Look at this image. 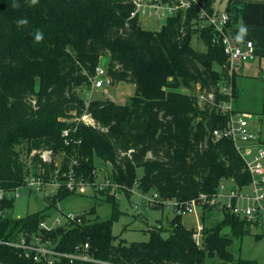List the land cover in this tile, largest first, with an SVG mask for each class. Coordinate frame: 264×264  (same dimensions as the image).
I'll list each match as a JSON object with an SVG mask.
<instances>
[{
	"label": "trees",
	"instance_id": "trees-1",
	"mask_svg": "<svg viewBox=\"0 0 264 264\" xmlns=\"http://www.w3.org/2000/svg\"><path fill=\"white\" fill-rule=\"evenodd\" d=\"M198 2L210 11L216 0ZM234 2L228 0L229 11ZM132 9L130 0H38L35 5L30 0H0V187L15 190L32 172L41 171L46 181L57 178L64 183L71 169L77 180L93 184L96 157L112 165L106 178L128 187L137 182L144 193L178 201L212 194L222 179L234 178L241 186L250 183L232 141L212 134L225 125L227 115L209 103L204 108L198 104L199 90L213 94L216 103L226 100L218 84L229 74L227 56L223 46L212 41L211 29L195 28L197 7L179 10L159 30L145 29L130 17ZM240 18L231 25L237 27ZM20 19L27 25L18 26ZM37 31L43 40L35 39ZM195 34L206 44L205 51L192 45ZM106 55L109 84L135 85V94L124 103L110 98L87 101L79 92L93 83ZM84 113L92 114L100 126L74 120ZM64 129L69 130L67 136ZM22 145L29 160L21 156ZM44 151L52 152L50 161L42 158ZM96 191L113 203L110 218L99 220L92 207L81 213L82 222L50 232L40 228L48 213L17 217L11 213L16 200H0V237L44 235L69 253L89 243L96 261H73L83 264H206L210 256L234 259L233 238L224 233L225 227L233 236H243L250 233L251 223L257 224L225 211L218 224H203L200 246L196 228L185 227L182 215L174 214L167 225L150 228L147 241L128 243L112 231L122 214L117 195L110 188ZM75 193L61 185L46 201L52 207ZM44 263L0 244V264ZM239 264L256 261L241 259Z\"/></svg>",
	"mask_w": 264,
	"mask_h": 264
},
{
	"label": "built area",
	"instance_id": "built-area-1",
	"mask_svg": "<svg viewBox=\"0 0 264 264\" xmlns=\"http://www.w3.org/2000/svg\"><path fill=\"white\" fill-rule=\"evenodd\" d=\"M133 9L130 12L131 18H137L141 21L142 17L157 15L161 18H169L175 15L179 10L187 11L194 6L197 7L198 21L195 28L202 30L210 28L213 34L212 41L222 45L227 56V68L229 79L226 82L218 84L219 91L227 95L226 100L214 102L213 94L206 95L203 92L198 94V104L204 108L207 103L215 106L216 111L222 115H227L225 125L213 129L212 134L216 139L228 138L232 141L236 151L245 163V169L250 175V183L247 186H241L234 178L222 179L218 184L216 191L212 194L202 193L198 197L188 201H178L170 198H162L159 193L152 192L151 196H147L149 205L154 206L162 204L172 206V211L176 215L185 213L195 214L208 208H221L224 212H229L236 216L246 218L251 222H264V143L260 142V133L250 129L249 118L251 114L246 111H239L235 106L236 97L234 96V75L237 68L244 62L252 60L256 57L255 42L253 39H246L243 43L236 40V36L230 33L233 16L227 8L223 9L214 5L210 11L202 7L198 0H130ZM217 3V0L216 2ZM197 35V34H196ZM107 70L99 66L96 70V76L93 79L95 88H101L105 85L104 79L109 83L106 77ZM77 122H83L86 125L99 127V122L90 113H84L80 117L74 118ZM69 134L68 129L63 130V135ZM42 158L45 157L42 153ZM48 161V160H46ZM50 161V160H49ZM57 172V171H56ZM44 171L38 175L32 172L26 179L24 186L17 187L15 190H6L0 187V200H11L20 197L23 188L28 190H42L45 187L55 189L61 186L77 193L83 192L86 187L95 186V190H104L110 188L111 192L117 195L119 190H127L133 193V188L138 185L134 183L133 187L124 186L117 182L104 179L101 182L85 183L81 178H75L73 170L68 174V180L61 183L57 178L51 181L44 179ZM230 183V185H229ZM230 186H233L232 188ZM54 191V192H55ZM53 192V193H54ZM52 193V194H53ZM139 208V205H137ZM82 222L81 214L62 212L60 216L51 221V217L44 219L40 223V228L45 231H52L58 227L71 226L72 223ZM203 225L197 227L194 235L196 243L202 246ZM30 239L22 232L12 239H3L0 237V244L13 247L27 257H31L34 261L53 263L63 259L96 261L94 257L89 255V243L83 247H77L75 252H65L57 249L56 243L44 235L33 234Z\"/></svg>",
	"mask_w": 264,
	"mask_h": 264
},
{
	"label": "rangeland",
	"instance_id": "rangeland-1",
	"mask_svg": "<svg viewBox=\"0 0 264 264\" xmlns=\"http://www.w3.org/2000/svg\"><path fill=\"white\" fill-rule=\"evenodd\" d=\"M222 0H217L220 2ZM230 11L233 20L240 16L235 2ZM220 7L225 9L228 7V0H223ZM166 22V19L154 16H146L141 18L142 26L147 30H159ZM230 33L235 35L234 29L231 28ZM192 45L200 51L206 50V44L198 37L193 35ZM110 58L108 55L103 56L100 60V66L107 69ZM254 62V63H253ZM257 62V63H256ZM250 64L254 66L250 67ZM248 72L236 76L237 96L235 106L239 111H246L251 114L249 120L250 129L256 133H260V142L264 143V72L259 64V59L249 61L246 64ZM105 85L101 88H95L94 83L89 87H80L79 92L87 101L97 98H110L118 103L126 102L129 97L135 94V85L131 82L119 83L111 85L104 79ZM181 91L188 89L180 88ZM192 92L197 93L198 88H194ZM100 126V125H99ZM21 156H26V148L23 145L19 147ZM43 155L46 160H51L53 154L50 151H44ZM29 160V159H28ZM57 158V163H60ZM97 167V182L103 181L111 174L112 165L108 162H102L99 158H95ZM143 170L140 169V173ZM230 185V183H229ZM231 188L233 186H230ZM55 189L47 188L42 190L31 191L23 188L20 197L15 201V207L11 211L15 216H24L27 213L46 212L50 215L51 221L55 217L60 216L62 212L81 214L88 212L92 207L97 209L99 220H106L111 217L113 212V203L106 200V197L95 190V186L86 187L83 192L75 193L67 196L59 201L55 206L49 207L46 196L52 194ZM139 184L133 188V193L129 196L124 190L117 191V205L122 214L118 221L114 223L113 234L119 239L126 242L147 241L150 237V228L159 226L160 223L167 225L174 217L172 206H159L157 203L149 205L147 199L142 194ZM147 196H151L152 191L145 192ZM139 205V208L137 207ZM224 211L216 208L207 212L199 211L197 215L185 213L182 215V224L187 228H196L204 224V226H214L222 221ZM250 233L243 236L232 235L229 227L224 228V233L232 236L233 244L231 251L234 259L225 261L217 256H210L206 259V264H239L241 259L256 261V264H264V222L250 225ZM167 236L166 233H164ZM90 250V249H89ZM87 251L92 256L90 251ZM44 264H61L60 262L44 263ZM64 264H83L82 262H68Z\"/></svg>",
	"mask_w": 264,
	"mask_h": 264
},
{
	"label": "crops",
	"instance_id": "crops-1",
	"mask_svg": "<svg viewBox=\"0 0 264 264\" xmlns=\"http://www.w3.org/2000/svg\"><path fill=\"white\" fill-rule=\"evenodd\" d=\"M220 3L222 4L223 0L215 3V5L220 7ZM235 4L238 13L243 16V27L240 28L238 25L241 18L236 23L237 27H233L236 40L239 43H243L246 39H253L256 48V57L239 66L236 70V76L244 74V71L247 73L249 68H246V64L249 61H256L257 58L259 59V64L264 72V0H235ZM233 5L231 7H233ZM251 66L254 69L255 65L253 66V64H250V67ZM201 224L199 226H201Z\"/></svg>",
	"mask_w": 264,
	"mask_h": 264
},
{
	"label": "clouds",
	"instance_id": "clouds-1",
	"mask_svg": "<svg viewBox=\"0 0 264 264\" xmlns=\"http://www.w3.org/2000/svg\"><path fill=\"white\" fill-rule=\"evenodd\" d=\"M37 3H38V0H30V5H35V4H37ZM13 7H14V8H18V7H20V5L14 3V4H13ZM27 23H28V21H27L26 19H20V20L17 22L18 26H25V25H27ZM35 39H36L37 41H41V40H43V33L40 32V31H37V33H36V35H35Z\"/></svg>",
	"mask_w": 264,
	"mask_h": 264
},
{
	"label": "water",
	"instance_id": "water-1",
	"mask_svg": "<svg viewBox=\"0 0 264 264\" xmlns=\"http://www.w3.org/2000/svg\"><path fill=\"white\" fill-rule=\"evenodd\" d=\"M238 25H239L240 28L243 27V20L242 19L239 20Z\"/></svg>",
	"mask_w": 264,
	"mask_h": 264
}]
</instances>
